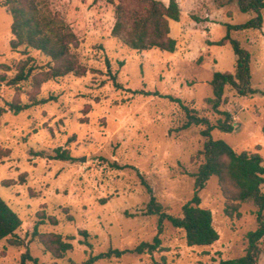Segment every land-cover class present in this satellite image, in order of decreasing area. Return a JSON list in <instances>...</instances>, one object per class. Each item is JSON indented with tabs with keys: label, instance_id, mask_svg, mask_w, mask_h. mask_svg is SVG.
Returning <instances> with one entry per match:
<instances>
[{
	"label": "rangeland",
	"instance_id": "1",
	"mask_svg": "<svg viewBox=\"0 0 264 264\" xmlns=\"http://www.w3.org/2000/svg\"><path fill=\"white\" fill-rule=\"evenodd\" d=\"M3 1L0 107L6 113L0 121V197L22 227L11 239L20 245L0 243V264H20L26 251L40 264H82L110 249L134 250L152 242L158 217L146 215L151 195L140 175L165 211L181 217L195 194L194 175L204 163L203 128L182 131L185 111L167 97L216 124L221 117L205 102L213 97L210 82L215 73H234L237 57L230 45L215 44L226 36L227 25H243L255 15L235 4L220 7L216 0H177L181 20L170 21L176 51L138 52L111 35L120 0H36L43 14L58 18L75 34L78 42L71 54L87 71L83 77L44 82L40 74L48 71L51 59L25 46L11 47L13 20ZM231 36L250 53L252 87L264 91V25ZM24 66L35 67L33 76L40 82L31 77L10 85ZM109 70L121 89L112 84ZM225 98L221 110L231 113L235 131H214L213 139L264 160V97H240L227 88ZM40 100L47 102L17 115L8 107ZM57 149L68 151L73 160H55ZM199 196L220 235L213 246L189 247L185 232L165 222L162 246L155 253L97 264H218L243 257L247 234L258 227L256 207L242 204L228 216L234 203L223 196L217 177ZM83 231L91 247L83 243ZM50 236H61L73 249L58 259L43 243ZM259 264H264V253Z\"/></svg>",
	"mask_w": 264,
	"mask_h": 264
},
{
	"label": "trees",
	"instance_id": "2",
	"mask_svg": "<svg viewBox=\"0 0 264 264\" xmlns=\"http://www.w3.org/2000/svg\"><path fill=\"white\" fill-rule=\"evenodd\" d=\"M220 7L235 4L243 13L255 15L243 25H227L226 36L217 42L216 46L230 45L237 57L234 73H215L210 85L213 97L205 100L212 110L221 118L216 124H212L208 118L201 117L194 109L185 106L179 99L167 97L170 101L178 103L186 114V122L181 130L191 127H201V136L205 139L201 155L204 163L199 167L195 178L194 197L182 208V216L169 215L163 206L153 196L149 184L140 175L143 185L151 195L146 208V215L158 217V234L152 242H143L134 250L110 249L105 253L91 255L82 264H97L100 261L119 259L126 254H153L162 246L160 236L164 232V223L168 222L172 227L185 232L186 243L189 247H210L220 240V235L213 224V214L210 210L201 207L200 192L203 191L212 177H217L223 196L234 203L232 211L226 210L228 216L238 210L242 204H253L256 209L258 227L247 234L248 247L246 254L237 259L221 261L218 264H259L264 253L262 243L264 241V160L257 153H237L230 145L212 137L214 131L232 134L235 131L232 115L229 111L221 110L226 102L225 92L227 88L235 91L240 97H264V91L254 89L251 85V56L240 42L233 39L234 31L261 30L264 25V0H216ZM110 3L114 4L113 0ZM2 6L7 8L12 16L11 42L13 49L27 47L34 49L51 59L48 71L40 74L42 81L64 78L68 75L83 77L87 71L80 66L71 54L72 47L78 42L75 34L58 18L45 15L41 12L36 0H4ZM116 22L112 30V37L120 40L131 50L149 52L153 49L173 54L176 51L177 41L171 37L170 21L180 22L181 9L177 0H170L169 5L158 0H120L115 10ZM108 67L110 64L107 62ZM35 67L26 70L22 67L16 77L10 81V85L17 86L28 81L33 76ZM115 88L121 89L117 76L108 71ZM141 94V92H134ZM47 100L34 101L33 104L21 105L10 103L9 110L14 114H20L33 105L46 103ZM6 110L0 107V121ZM264 137V125L262 128ZM55 160L71 161L73 158L66 150L57 149ZM119 169L123 167L116 166ZM127 167V166H126ZM22 227L20 217L0 197V243L11 241L16 232ZM84 244L91 247L89 234L81 232ZM46 249L58 259L65 257L68 251L73 249L70 242L63 241L61 236H50L43 242ZM20 245V244H18ZM20 264H40L33 258L29 251L21 256Z\"/></svg>",
	"mask_w": 264,
	"mask_h": 264
}]
</instances>
